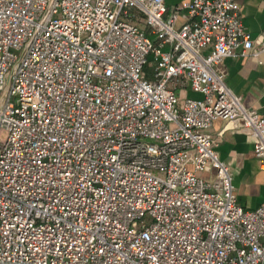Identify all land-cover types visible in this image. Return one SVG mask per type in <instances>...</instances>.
Instances as JSON below:
<instances>
[{"label": "built area", "instance_id": "1", "mask_svg": "<svg viewBox=\"0 0 264 264\" xmlns=\"http://www.w3.org/2000/svg\"><path fill=\"white\" fill-rule=\"evenodd\" d=\"M240 7L0 0V264H264V200L207 132L242 126L264 169V115L218 69L264 51Z\"/></svg>", "mask_w": 264, "mask_h": 264}, {"label": "crops", "instance_id": "2", "mask_svg": "<svg viewBox=\"0 0 264 264\" xmlns=\"http://www.w3.org/2000/svg\"><path fill=\"white\" fill-rule=\"evenodd\" d=\"M186 0H166L168 12ZM245 30L254 39L255 47H261V32L264 29V0H239ZM187 18L184 11L179 24ZM226 74L230 89L241 97L246 107L257 109L264 115V51L258 57L230 56L218 67ZM180 98H202L201 93L190 88L181 90ZM216 143V150L233 172L234 185L239 203L249 210L256 209L264 200V169L255 155L254 138L242 126L216 119L207 130ZM201 174V175H200ZM211 177L212 171L199 172Z\"/></svg>", "mask_w": 264, "mask_h": 264}, {"label": "rangeland", "instance_id": "3", "mask_svg": "<svg viewBox=\"0 0 264 264\" xmlns=\"http://www.w3.org/2000/svg\"><path fill=\"white\" fill-rule=\"evenodd\" d=\"M140 26H141L142 29H144V30H146L147 32H149V28H148L146 25H144V24L142 23ZM152 70H153V68H152V65H151V64L146 65V67H145V71H146V74H147V76H148L149 79H152V78H153V72H152ZM181 92H182V91H181L180 87L176 89V93H177V94H181ZM200 175H201V174H200ZM202 177L208 178V177H206V176H202ZM146 221H147V222H150V221H151V218L147 217V218H146Z\"/></svg>", "mask_w": 264, "mask_h": 264}]
</instances>
